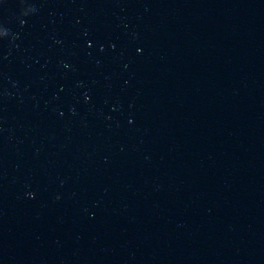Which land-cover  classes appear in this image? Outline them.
<instances>
[{
	"label": "water",
	"instance_id": "obj_1",
	"mask_svg": "<svg viewBox=\"0 0 264 264\" xmlns=\"http://www.w3.org/2000/svg\"><path fill=\"white\" fill-rule=\"evenodd\" d=\"M0 264H264V0H0Z\"/></svg>",
	"mask_w": 264,
	"mask_h": 264
}]
</instances>
